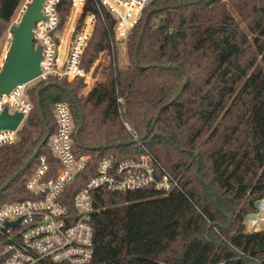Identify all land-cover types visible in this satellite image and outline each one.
<instances>
[{
  "label": "trees",
  "instance_id": "trees-1",
  "mask_svg": "<svg viewBox=\"0 0 264 264\" xmlns=\"http://www.w3.org/2000/svg\"><path fill=\"white\" fill-rule=\"evenodd\" d=\"M21 1L0 0V42ZM87 10H94L92 0ZM113 26L105 10L98 14L81 57L83 72L110 47ZM126 45L129 63L112 60L102 68L105 79L89 78L84 94L78 95L82 75L38 81L28 90L33 110L17 141L0 147V157L17 150L0 158V188L55 131L52 104L62 99L76 124L81 111L74 150L89 155L71 194L101 158L137 157L141 146L131 141L144 135L143 148L180 184L168 194L153 187L94 189L92 264H264L257 262L264 261V231L244 225L264 197V0H151ZM41 86L45 124L36 108ZM40 155L56 164L45 142L0 192V205L31 196L25 181ZM221 235L257 261L237 257Z\"/></svg>",
  "mask_w": 264,
  "mask_h": 264
},
{
  "label": "built area",
  "instance_id": "built-area-1",
  "mask_svg": "<svg viewBox=\"0 0 264 264\" xmlns=\"http://www.w3.org/2000/svg\"><path fill=\"white\" fill-rule=\"evenodd\" d=\"M31 1H21L9 32ZM64 1L44 0L40 9L42 18L32 28L34 46L41 47V72L35 80L53 78L70 82L76 76H85L80 69L81 57L98 14L102 16L105 10L114 20L113 40L104 51L108 58V50L125 42L151 0H92L94 10L87 11V0H67V4ZM61 12H65V17ZM27 84H18L0 96V112L6 108L10 113H21V124L34 107ZM52 115L56 129L48 136L46 146L56 164L40 155L25 181V189L31 196L0 205V264H92L94 189L125 192L153 187L163 194L180 189L178 179L139 142L137 157L101 158L95 174L71 194L69 188L87 167L89 155L74 150L77 124L69 104L62 99L54 101ZM124 125L131 131L127 122ZM18 129L1 130L0 147L12 145L14 138H19ZM244 225L249 232L264 231V197L254 202V210L245 217ZM221 238L237 257L256 260L224 236Z\"/></svg>",
  "mask_w": 264,
  "mask_h": 264
},
{
  "label": "water",
  "instance_id": "water-1",
  "mask_svg": "<svg viewBox=\"0 0 264 264\" xmlns=\"http://www.w3.org/2000/svg\"><path fill=\"white\" fill-rule=\"evenodd\" d=\"M44 0H32L27 6L26 10L22 14L18 24L10 27L11 39L6 47V52L2 64L0 65V96L7 94L10 90L18 84L29 83L35 80L40 70L41 60V47L40 45L34 46L32 28L34 23L42 18L40 9ZM186 80L179 86L176 97L181 93L182 87ZM45 86H41L36 91V108L38 110L41 121L45 124L44 117L40 110L39 103V91ZM173 101L170 100L169 103ZM159 116V112L155 115V118ZM22 114L19 112L10 113L5 108L0 112V131L1 130H15L22 121ZM82 125V114L79 109V118L77 122V129L74 134L75 141L80 145L78 141V130ZM146 135L141 138L133 139L131 142L139 143ZM48 138V132L40 141L37 148L33 151L32 155L21 166L16 174H14L3 186L0 188V192L17 176L18 173L23 171L27 164L36 157L41 146L46 142ZM100 147V146H97Z\"/></svg>",
  "mask_w": 264,
  "mask_h": 264
},
{
  "label": "rangeland",
  "instance_id": "rangeland-1",
  "mask_svg": "<svg viewBox=\"0 0 264 264\" xmlns=\"http://www.w3.org/2000/svg\"><path fill=\"white\" fill-rule=\"evenodd\" d=\"M231 10V14L238 18L236 16V12L232 9ZM16 17V14L14 15V17L12 18L11 22L13 21V19ZM11 22L7 25V27L4 30L1 42H0V65L2 64L3 58H4V54L6 52V47L10 42V33L9 32V26L11 24ZM12 36V35H11ZM127 39L125 40L124 43L122 44H118L115 45L113 48V51L111 50L110 52H108V58L107 60H104L101 56H106V53L101 52L97 58V60L94 62V64L92 65V67L89 69L88 72H84L85 76H84V83H85V87L82 88L78 95L80 94H84V90L86 89V87L88 86L87 82L88 79H92L95 80L94 82L97 83L99 81H102L105 79V75L102 72V68L106 67L110 62L112 63V60H115V62H117V64L122 67V66H126L129 63V59H128V54H127V45H126ZM107 57V56H106ZM95 67L96 70H95ZM87 77V78H86ZM86 78V79H85ZM87 80V81H86ZM38 82V80H33L31 82H29L27 84V88L28 90L32 89V87L34 85H36ZM95 85V84H94ZM91 89V88H90ZM25 121V120H24ZM23 125V123L19 126V129L21 128V126ZM18 129V131H19ZM12 147H9L8 149L4 150L3 152H6L8 150H10ZM17 150H15L16 152ZM15 152H13L10 155L4 156V157H0V158H6L9 157L11 155H13ZM246 230H249V227L246 225Z\"/></svg>",
  "mask_w": 264,
  "mask_h": 264
},
{
  "label": "bare ground",
  "instance_id": "bare-ground-1",
  "mask_svg": "<svg viewBox=\"0 0 264 264\" xmlns=\"http://www.w3.org/2000/svg\"><path fill=\"white\" fill-rule=\"evenodd\" d=\"M17 141V138H14V142Z\"/></svg>",
  "mask_w": 264,
  "mask_h": 264
},
{
  "label": "crops",
  "instance_id": "crops-1",
  "mask_svg": "<svg viewBox=\"0 0 264 264\" xmlns=\"http://www.w3.org/2000/svg\"><path fill=\"white\" fill-rule=\"evenodd\" d=\"M103 81V80H102Z\"/></svg>",
  "mask_w": 264,
  "mask_h": 264
}]
</instances>
